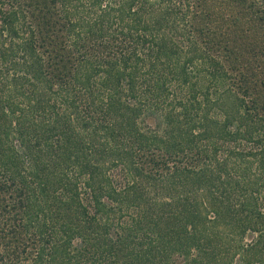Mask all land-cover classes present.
<instances>
[{
  "label": "trees",
  "instance_id": "16d2710c",
  "mask_svg": "<svg viewBox=\"0 0 264 264\" xmlns=\"http://www.w3.org/2000/svg\"><path fill=\"white\" fill-rule=\"evenodd\" d=\"M0 264H264V0H0Z\"/></svg>",
  "mask_w": 264,
  "mask_h": 264
}]
</instances>
